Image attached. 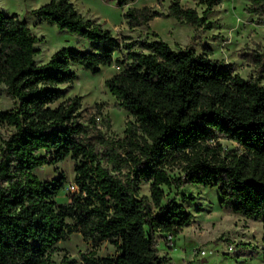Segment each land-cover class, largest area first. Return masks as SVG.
Returning <instances> with one entry per match:
<instances>
[{
	"label": "trees",
	"instance_id": "16d2710c",
	"mask_svg": "<svg viewBox=\"0 0 264 264\" xmlns=\"http://www.w3.org/2000/svg\"><path fill=\"white\" fill-rule=\"evenodd\" d=\"M220 1L197 0L202 15L173 1L166 15L209 28L206 13ZM248 1L246 11L264 18V0ZM32 12L90 48L63 46L39 64L26 20L0 10V85L12 101L0 109V125L9 128L0 134V264H47L75 232L93 246L109 242L116 253L101 257L92 248L62 264H167L156 235L181 233L193 219L184 202L195 197L165 200L164 187L185 184L216 188L221 204L259 221L264 233V51L241 54L258 68L244 78L209 53L173 49L155 32L151 41L120 42L70 0H48ZM158 15L148 6L123 13L129 28ZM114 61L121 68L104 84L128 115L121 139L107 137L93 117L81 122L80 97H66L62 87L74 81L73 67L98 74ZM220 137L238 148L226 150ZM67 156L76 190L57 203L65 176L43 180L35 171ZM143 183L149 195L141 194Z\"/></svg>",
	"mask_w": 264,
	"mask_h": 264
},
{
	"label": "rangeland",
	"instance_id": "374dc122",
	"mask_svg": "<svg viewBox=\"0 0 264 264\" xmlns=\"http://www.w3.org/2000/svg\"><path fill=\"white\" fill-rule=\"evenodd\" d=\"M48 0H0V10L5 13H17L26 20L32 33L38 38L35 47L38 53L34 59L45 63L50 56L63 46L89 49L86 39L66 30L57 28L37 18L33 10ZM78 12L108 29L120 42L151 41L152 34L168 43L173 49H192L196 53H209V57L223 60L234 73L244 78L254 77L258 68L241 54L264 51V18L249 14L246 8L248 0H221L206 13V22L210 27L193 26L179 22L166 15L168 6L178 1L183 8L194 9L199 15L205 5L197 0H131L118 6L115 0H70ZM148 6L151 12L159 15L150 19L146 26L129 28L123 17L128 7ZM138 50V47L135 46ZM124 48L116 50L114 60L120 59ZM114 61L104 66L98 74L76 66L73 67L75 79L62 87L66 97H80V121L84 124L93 117L96 128L107 137L121 139L128 115L118 105L104 82L120 69ZM12 107L4 87L0 85V109ZM108 123V126H107ZM9 128L0 125V134L5 137ZM226 150L237 149L235 142L225 137L218 138ZM74 160L67 156L51 165H43L35 173L43 180H50L59 174L66 178L64 188L55 197L57 203H65L76 190L73 182ZM172 173H179L174 169ZM166 199L180 200L182 194L193 195L195 201L184 202L187 211L193 214L192 222L184 226L181 233L172 237L158 233L156 243L158 254L167 264H264L262 250L263 230L261 223L233 213L228 204H221L216 188L185 184L181 188H166ZM141 194L149 195L148 184L143 183ZM57 249L51 254L47 264H62V260H80V254L95 248L98 256H114L113 245L103 241L93 246L91 240L83 239L75 232L66 240L57 243Z\"/></svg>",
	"mask_w": 264,
	"mask_h": 264
}]
</instances>
